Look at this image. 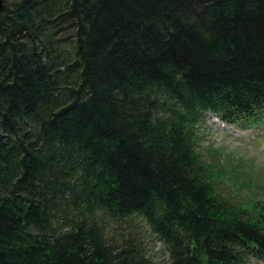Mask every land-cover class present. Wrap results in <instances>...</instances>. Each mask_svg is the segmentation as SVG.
Masks as SVG:
<instances>
[{"label":"trees","instance_id":"obj_1","mask_svg":"<svg viewBox=\"0 0 264 264\" xmlns=\"http://www.w3.org/2000/svg\"><path fill=\"white\" fill-rule=\"evenodd\" d=\"M0 264L264 260V205L222 194L207 112L264 118V0H3Z\"/></svg>","mask_w":264,"mask_h":264},{"label":"rangeland","instance_id":"obj_2","mask_svg":"<svg viewBox=\"0 0 264 264\" xmlns=\"http://www.w3.org/2000/svg\"><path fill=\"white\" fill-rule=\"evenodd\" d=\"M230 126L207 112L198 127V153L215 172L222 194L249 208L264 205V118L248 127ZM111 230L117 237L120 232L133 233L156 264H169L166 249L143 218L113 224ZM252 264H264V260Z\"/></svg>","mask_w":264,"mask_h":264},{"label":"water","instance_id":"obj_3","mask_svg":"<svg viewBox=\"0 0 264 264\" xmlns=\"http://www.w3.org/2000/svg\"><path fill=\"white\" fill-rule=\"evenodd\" d=\"M4 1L3 0H0V10L3 8V3Z\"/></svg>","mask_w":264,"mask_h":264},{"label":"bare ground","instance_id":"obj_4","mask_svg":"<svg viewBox=\"0 0 264 264\" xmlns=\"http://www.w3.org/2000/svg\"><path fill=\"white\" fill-rule=\"evenodd\" d=\"M214 118H215V117H214ZM215 120H217V121H218V119H217V118H216ZM224 126L231 128V126H230V125H228V124H225V123H224Z\"/></svg>","mask_w":264,"mask_h":264}]
</instances>
